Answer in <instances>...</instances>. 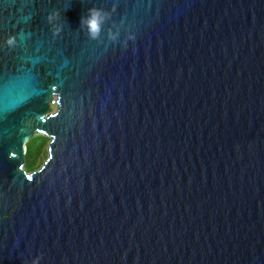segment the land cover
I'll return each instance as SVG.
<instances>
[{"label": "water", "instance_id": "obj_1", "mask_svg": "<svg viewBox=\"0 0 264 264\" xmlns=\"http://www.w3.org/2000/svg\"><path fill=\"white\" fill-rule=\"evenodd\" d=\"M37 257L264 264V0H0V264Z\"/></svg>", "mask_w": 264, "mask_h": 264}, {"label": "clouds", "instance_id": "obj_2", "mask_svg": "<svg viewBox=\"0 0 264 264\" xmlns=\"http://www.w3.org/2000/svg\"><path fill=\"white\" fill-rule=\"evenodd\" d=\"M58 13H53L49 16V21L53 19V17L57 16ZM106 14L102 12L100 9L92 8L89 9V14L87 17L81 18V26H87L88 35L91 39H97L99 37L100 31H101V24L103 20L105 19ZM59 34V29H57L54 32V35ZM111 39H115V35H112L110 37ZM131 39H134V37H130ZM8 46L15 47L16 45V38L15 37H9L6 41ZM32 264H39V257L34 259L32 261Z\"/></svg>", "mask_w": 264, "mask_h": 264}, {"label": "rangeland", "instance_id": "obj_3", "mask_svg": "<svg viewBox=\"0 0 264 264\" xmlns=\"http://www.w3.org/2000/svg\"><path fill=\"white\" fill-rule=\"evenodd\" d=\"M50 142L51 139L49 137L37 135L28 143L30 156L27 153V171H37L44 165L49 156Z\"/></svg>", "mask_w": 264, "mask_h": 264}, {"label": "trees", "instance_id": "obj_4", "mask_svg": "<svg viewBox=\"0 0 264 264\" xmlns=\"http://www.w3.org/2000/svg\"><path fill=\"white\" fill-rule=\"evenodd\" d=\"M28 154H29V156H30V152H29V150H28ZM29 164H31V163H29Z\"/></svg>", "mask_w": 264, "mask_h": 264}, {"label": "snow or ice", "instance_id": "obj_5", "mask_svg": "<svg viewBox=\"0 0 264 264\" xmlns=\"http://www.w3.org/2000/svg\"><path fill=\"white\" fill-rule=\"evenodd\" d=\"M29 179H31V177H29Z\"/></svg>", "mask_w": 264, "mask_h": 264}]
</instances>
